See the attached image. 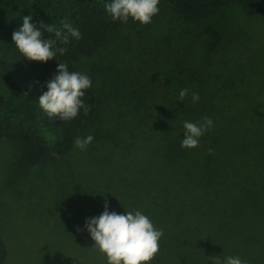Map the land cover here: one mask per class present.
Instances as JSON below:
<instances>
[{"label":"trees","instance_id":"trees-1","mask_svg":"<svg viewBox=\"0 0 264 264\" xmlns=\"http://www.w3.org/2000/svg\"><path fill=\"white\" fill-rule=\"evenodd\" d=\"M160 1L166 29L150 42L144 33L151 22L113 21L104 10L111 0H0V81L9 87L8 97L0 91V141L18 172L44 169L34 190L67 198L62 211L55 203L57 221L39 222L49 229L47 244L33 248L30 264H68L73 250L70 264H106L75 227L98 215L104 201L109 210H139L162 229L149 264H210L209 256L264 264V0ZM27 15L62 37L65 24L79 30V39L42 36L65 49L57 59L69 71L90 77L82 97L87 115L62 122L35 103L57 61H29L12 44ZM109 43L124 55L121 67L95 79L82 62ZM182 88L199 100L189 94L177 101ZM202 116L213 127L196 147L181 148V122ZM88 134L86 149H75L74 138ZM8 253L0 220V264Z\"/></svg>","mask_w":264,"mask_h":264},{"label":"clouds","instance_id":"clouds-1","mask_svg":"<svg viewBox=\"0 0 264 264\" xmlns=\"http://www.w3.org/2000/svg\"><path fill=\"white\" fill-rule=\"evenodd\" d=\"M159 0H111L104 3V10L113 21L127 23L129 20L140 25L151 22L152 17L159 11ZM39 23V27H37ZM67 33L62 37L61 30L43 21L33 22L32 15L22 17L21 26L11 34L12 44L18 53L29 61L47 62L56 59L55 70L43 82V91L36 98V104L48 117L62 122L74 119L78 113L87 115L89 106L82 97L85 90L91 87L90 77L80 71H69L64 62L57 59V53L63 55L64 48H54L55 40L44 38L42 30L54 33L56 38L65 41L67 36L80 38L78 29L65 24ZM31 87V86H29ZM190 94L193 103L199 100V94L188 88L178 92L177 101H183ZM181 148H194L200 137L213 127V121L208 116H202L198 121H182ZM91 134L77 136L73 140V147L84 151L92 142ZM211 152V149L208 150ZM124 209V208H123ZM76 231H85L91 239L92 246L103 253L106 264H149L158 251V241L162 236V229L156 228L152 221L139 210H125L117 212L109 210L107 201L102 204V211L98 215L85 217L82 226H75ZM210 264H246L239 256H225L221 261L218 256L206 257Z\"/></svg>","mask_w":264,"mask_h":264},{"label":"rangeland","instance_id":"rangeland-1","mask_svg":"<svg viewBox=\"0 0 264 264\" xmlns=\"http://www.w3.org/2000/svg\"><path fill=\"white\" fill-rule=\"evenodd\" d=\"M160 4L161 1L159 0L157 5L159 11L151 20L152 28L144 33L145 38L150 42L166 29L165 17L158 15L162 11ZM100 50L99 53L91 58L84 59L82 62L83 71L88 72L95 79H103L104 75H112L111 68L116 70L118 67L117 69H120L121 58L122 56L124 57L121 51L110 45V43L100 48ZM126 61L128 62L127 59ZM96 63L98 65L95 67ZM131 65L133 67V75L135 64L133 66V62H131ZM0 91L5 97L9 96V87L6 82L0 81ZM119 92H121V89H117V93ZM7 148L6 142L0 141V220L3 224L4 237L9 250L5 264H30L29 260L32 257L33 248L37 245L47 244L43 243V239L48 237L47 232L49 229L46 224H41L43 222L57 221L61 215L58 212H54L58 210L55 203L61 205L60 210L62 211L67 198L65 201L63 199V203L62 197L57 199L48 198L47 194L34 190L36 186L40 185L38 178L41 175L45 176L46 172L44 169L42 172L39 169L34 172L33 168H26L18 172L15 169V165L10 162ZM75 155L78 154H73L70 159L73 160ZM69 168L64 172L66 179H64L65 183L61 188L63 197L66 196L68 186L71 184V170L75 168V163H72ZM77 169L81 168L78 167ZM21 174L23 175L22 180ZM30 187L33 190L32 194L28 193ZM42 189H46L48 193H51L49 186L45 185ZM73 260L74 250L73 253L67 255V261L69 262L67 263L70 264Z\"/></svg>","mask_w":264,"mask_h":264}]
</instances>
